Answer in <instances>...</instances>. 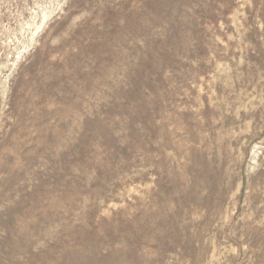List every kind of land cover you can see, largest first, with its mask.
Masks as SVG:
<instances>
[{
  "label": "rangeland",
  "instance_id": "1",
  "mask_svg": "<svg viewBox=\"0 0 264 264\" xmlns=\"http://www.w3.org/2000/svg\"><path fill=\"white\" fill-rule=\"evenodd\" d=\"M0 264H264V0H0Z\"/></svg>",
  "mask_w": 264,
  "mask_h": 264
}]
</instances>
